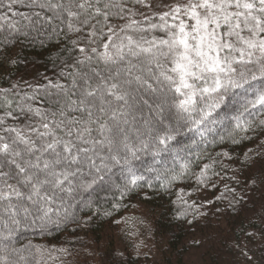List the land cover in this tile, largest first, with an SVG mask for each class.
<instances>
[{
	"label": "snow or ice",
	"instance_id": "snow-or-ice-1",
	"mask_svg": "<svg viewBox=\"0 0 264 264\" xmlns=\"http://www.w3.org/2000/svg\"><path fill=\"white\" fill-rule=\"evenodd\" d=\"M25 42L57 56L52 77L0 87V264L56 259L19 241L78 222L98 190L119 211L189 175L207 186L216 161L195 151L212 162L193 172L195 148L264 130V0H0V45Z\"/></svg>",
	"mask_w": 264,
	"mask_h": 264
},
{
	"label": "trees",
	"instance_id": "trees-1",
	"mask_svg": "<svg viewBox=\"0 0 264 264\" xmlns=\"http://www.w3.org/2000/svg\"><path fill=\"white\" fill-rule=\"evenodd\" d=\"M56 56V48L51 44L46 48L27 42L18 43L14 47L0 45V87L6 88L22 80L34 83L40 79V74L52 77V60ZM220 135L224 133L221 132ZM192 137V133L178 137L181 143L177 147L191 146ZM211 139L210 137V141ZM200 150L205 152L206 157H213L216 161L212 171L218 175L210 174L211 179L207 186L197 185L195 177L189 175L178 185H174L171 192H158L153 189L150 190L152 194L147 198L141 194L125 199L123 201L125 206L119 211L112 207L115 203L113 199L115 189L98 190L93 197L94 207L91 210L85 208L78 211V222H70L59 229L53 227L45 233L39 231L26 233L19 243L31 241L32 244L47 249L66 250L65 252L53 251L52 255L57 258L49 260L47 264H183L184 256L192 247L191 245L185 246V239L188 232L195 227L198 214H195V219L191 214L183 219H177L178 206L175 203L177 200L175 193L183 190L185 199L197 205V193L209 190L215 200V210L224 217L227 215L228 221L232 219L231 217L235 218V224L239 223L236 230L239 231L235 233L234 243L220 244L210 254L205 255L207 258L204 257L202 264H264V243L259 246L255 245L248 251L236 245V243H241V240L243 241V236L248 242L258 232L264 239V229L260 228L262 224L256 220L255 223H251L247 215L242 213L244 208L248 209L246 199L250 194H256L258 191L264 192V130L257 128L256 131L249 132L247 138L239 144H233L228 139L221 141L217 135L214 143L199 145L190 157L193 161L192 171L195 173L199 172L204 163L212 162L207 158L197 160L195 151ZM249 150H251L253 159L246 161L244 153ZM224 151L230 153L231 159L218 155ZM113 180L119 182V174L113 177ZM225 186L231 191L226 190ZM145 191L149 190L145 189ZM218 196L221 199L217 200ZM138 204L149 207L154 217L151 226L146 228L145 236L148 240L146 245H136L130 240L131 243L123 252L114 251L108 258L103 253L95 257L96 252L92 253L89 247L92 244H100L107 231L120 225L116 221H120L131 208ZM97 209H99L98 212ZM105 211L112 214L105 215ZM188 220L192 222L188 223ZM156 231L168 234L163 251L155 245L153 234ZM231 232L232 229L229 233ZM167 251L170 255H167ZM154 252L159 254L157 256L159 259L153 255Z\"/></svg>",
	"mask_w": 264,
	"mask_h": 264
},
{
	"label": "rangeland",
	"instance_id": "rangeland-1",
	"mask_svg": "<svg viewBox=\"0 0 264 264\" xmlns=\"http://www.w3.org/2000/svg\"><path fill=\"white\" fill-rule=\"evenodd\" d=\"M196 198L198 200L197 206H199V212H203L204 215H200L199 212H197L198 216L195 227H193L186 236L185 246L191 245L192 247L188 249V253L184 256L183 264H202L205 255L207 253L210 254L220 244L234 243L235 233L239 231L236 230L239 223L237 222L235 224V218L231 217L232 219L228 221L227 215L224 217L215 210V200L209 190L199 191ZM246 201L248 202L246 206L248 209L244 208L242 213L247 215L251 223H255V220L261 223L262 225L260 228L263 227L264 229V192L258 191L256 194L252 193L248 196ZM152 215L153 213L149 207L138 204V206L131 208V210L120 219V225L107 231L100 244H92L89 250L92 251V253L96 252L94 253L95 257L103 253L106 258H108L111 256L110 253L114 251L123 252L131 243L130 240L136 245H146L148 240L145 233L146 228L151 226V222L154 219ZM231 229L232 232L229 233ZM130 235H132V237ZM254 235L255 236L248 242L243 236V241L241 240V243H236V245H239L241 249L246 251L250 250L255 245H262L264 239L260 237L259 232ZM167 237L168 234H161L159 231L153 234L155 245L162 251L166 247L165 238ZM156 254L155 252L153 253L156 259H159V257H157L159 254ZM167 255H170L168 251ZM206 258L207 257H205V259Z\"/></svg>",
	"mask_w": 264,
	"mask_h": 264
}]
</instances>
